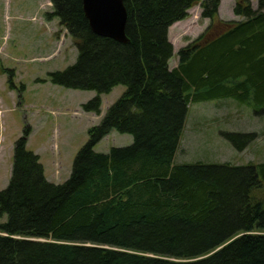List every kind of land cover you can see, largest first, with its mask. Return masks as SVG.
Returning a JSON list of instances; mask_svg holds the SVG:
<instances>
[{
	"label": "trees",
	"instance_id": "1",
	"mask_svg": "<svg viewBox=\"0 0 264 264\" xmlns=\"http://www.w3.org/2000/svg\"><path fill=\"white\" fill-rule=\"evenodd\" d=\"M50 2L47 16L77 49L51 81L95 91L82 106L97 114L100 95L126 89L88 129L63 183L46 179L25 127L0 190V264H264V233L252 234L264 232V197L254 194L264 163L174 161L189 104L232 98L264 107V0L255 9L237 0L240 21L220 19L219 0H123L127 43L95 34L82 0ZM198 4L209 24L170 68L168 28ZM111 131L133 142L95 151ZM226 137L243 138L234 144L241 150L255 134Z\"/></svg>",
	"mask_w": 264,
	"mask_h": 264
},
{
	"label": "rangeland",
	"instance_id": "2",
	"mask_svg": "<svg viewBox=\"0 0 264 264\" xmlns=\"http://www.w3.org/2000/svg\"><path fill=\"white\" fill-rule=\"evenodd\" d=\"M218 17L240 21L234 14L237 0H219ZM257 8L258 0H248ZM52 12L50 0H0V190L9 181L15 141L30 128L27 150L37 154L49 182L63 183L70 175L72 161L87 142L88 129L98 125L109 106L125 92L117 85L100 95V113L86 112L83 104L97 93L70 89L51 81L50 73L72 65L77 49L67 30ZM200 5L188 10V17L168 28L173 47L168 66L177 65V52L195 40L208 26ZM175 163L230 164L245 166L264 163V107H248L232 98L193 102L189 106ZM255 134L243 149V138L226 134ZM130 134L111 131L94 147L107 152L111 147L128 146ZM254 194L264 197V185ZM6 221V216L0 223ZM264 232H253L252 234Z\"/></svg>",
	"mask_w": 264,
	"mask_h": 264
},
{
	"label": "water",
	"instance_id": "3",
	"mask_svg": "<svg viewBox=\"0 0 264 264\" xmlns=\"http://www.w3.org/2000/svg\"><path fill=\"white\" fill-rule=\"evenodd\" d=\"M82 10L95 34L121 43L129 41L125 34L127 11L123 0H82Z\"/></svg>",
	"mask_w": 264,
	"mask_h": 264
}]
</instances>
